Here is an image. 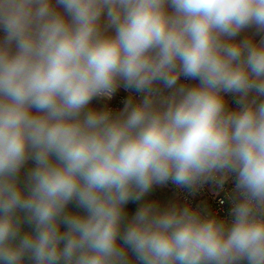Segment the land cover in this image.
Instances as JSON below:
<instances>
[{
    "label": "clouds",
    "instance_id": "9594fccd",
    "mask_svg": "<svg viewBox=\"0 0 264 264\" xmlns=\"http://www.w3.org/2000/svg\"><path fill=\"white\" fill-rule=\"evenodd\" d=\"M0 264H264V0H0Z\"/></svg>",
    "mask_w": 264,
    "mask_h": 264
},
{
    "label": "built area",
    "instance_id": "2783aa9c",
    "mask_svg": "<svg viewBox=\"0 0 264 264\" xmlns=\"http://www.w3.org/2000/svg\"><path fill=\"white\" fill-rule=\"evenodd\" d=\"M182 84L191 86L192 80L181 77ZM134 95L126 91L123 87L119 88L111 100L99 98L102 100V108H110L114 113L119 112L124 105L125 100ZM138 100L139 97L137 96ZM231 104L237 108L235 98L231 96ZM172 193V196L178 201L180 206H191L194 209H199L205 215H215L221 219H230L229 213L233 206L232 196L234 188V180L229 179L223 187L214 183H205L203 186L195 190L178 188L171 182L166 185Z\"/></svg>",
    "mask_w": 264,
    "mask_h": 264
},
{
    "label": "crops",
    "instance_id": "0c3cea01",
    "mask_svg": "<svg viewBox=\"0 0 264 264\" xmlns=\"http://www.w3.org/2000/svg\"><path fill=\"white\" fill-rule=\"evenodd\" d=\"M252 31H253V30L250 29V30H248V31H246V32L241 33L240 37H238L237 39H243V38H245L246 36L250 35V34L252 33ZM255 39H256V40H259L260 37H259V36H256ZM178 83L182 84L181 79L179 80ZM196 84H198V81H196V80H192L191 86H194V85H196ZM231 96H232V95H226V96H225V99H226V101H227L228 107L231 108V109H235V107L231 104ZM101 105H102V100H100L99 98H98V99H94V100L91 102V107L96 108V109H100ZM164 187H166V188L168 189L167 186H164ZM164 187H160V186H158V185H157V186H154V187H153V189H154V193L157 194V196H159V195H158L159 192L164 191V189H165ZM156 189H157V191H156ZM165 190H166V189H165ZM152 191H153V190H152ZM158 191H159V192H158ZM145 197H146V196H145ZM161 198H162V197L159 198L160 201H161ZM145 200H146V198H145ZM165 207H166V206H165Z\"/></svg>",
    "mask_w": 264,
    "mask_h": 264
},
{
    "label": "rangeland",
    "instance_id": "374dc122",
    "mask_svg": "<svg viewBox=\"0 0 264 264\" xmlns=\"http://www.w3.org/2000/svg\"><path fill=\"white\" fill-rule=\"evenodd\" d=\"M164 191L159 192V196H157V194L154 193V189L153 191H151L149 194L146 195V200L145 201H154L156 203H158L161 207H167L169 205L175 204L180 206V204L178 203V201L172 196L171 191L169 190V188L167 189L166 187H164ZM157 191V189H156ZM160 197L161 201H160Z\"/></svg>",
    "mask_w": 264,
    "mask_h": 264
},
{
    "label": "trees",
    "instance_id": "16d2710c",
    "mask_svg": "<svg viewBox=\"0 0 264 264\" xmlns=\"http://www.w3.org/2000/svg\"><path fill=\"white\" fill-rule=\"evenodd\" d=\"M32 166V162H29L28 167ZM145 200V198H144ZM144 201L141 202H130L128 205H126V211L128 212L129 216H131L135 210L137 209V207L139 206V203H142ZM70 209H72L73 211H76L77 209L74 208V206L69 205ZM25 230H27V228H25ZM63 230V229H62Z\"/></svg>",
    "mask_w": 264,
    "mask_h": 264
}]
</instances>
